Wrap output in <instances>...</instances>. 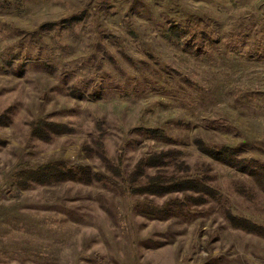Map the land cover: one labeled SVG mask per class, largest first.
Returning <instances> with one entry per match:
<instances>
[{"label":"rangeland","instance_id":"obj_1","mask_svg":"<svg viewBox=\"0 0 264 264\" xmlns=\"http://www.w3.org/2000/svg\"><path fill=\"white\" fill-rule=\"evenodd\" d=\"M40 122L71 132L45 142ZM198 140L264 164V0H0V264H264V236L226 217L264 227V190ZM169 149L189 167L172 173H208L222 199L142 215L138 201L186 196L126 185ZM60 161L102 178L19 187L22 171Z\"/></svg>","mask_w":264,"mask_h":264},{"label":"trees","instance_id":"obj_2","mask_svg":"<svg viewBox=\"0 0 264 264\" xmlns=\"http://www.w3.org/2000/svg\"><path fill=\"white\" fill-rule=\"evenodd\" d=\"M56 26H58L57 23H48L43 28L52 29ZM32 132L39 139L50 142L54 139V136L69 133L71 129L62 124L40 122L34 126ZM136 132L142 138L166 144L173 143L172 138L162 129L139 128L136 129ZM197 142L198 148L209 157L228 165H236L242 172H248L252 176H256L257 182L264 190L263 163L247 162L244 159L239 163V153L236 149L227 146H211L202 140H198ZM178 154L177 151L169 149L146 155L139 160L133 171L127 176L125 182L131 193L161 198L175 194L186 195L184 199H171L162 207L156 206L151 201H138L137 209L142 215L152 219H165L183 213L198 214L199 211L197 209L191 208L193 203L195 206H199L206 203L207 199L210 198L222 199L212 189V186L209 185L208 180H210V177L208 173L203 176L195 174L185 177H178V171L175 174L172 173L170 167L175 170L179 166V170H182V168L186 171L189 170V167L184 162L178 161ZM16 178L18 179L19 187L27 189L33 185H50L64 182L90 185L97 179L101 180L102 177L88 166L69 167L60 161L43 165L38 169L24 170ZM226 217L235 228L247 233L264 236V227L254 224L247 219L235 217L230 211H228Z\"/></svg>","mask_w":264,"mask_h":264}]
</instances>
